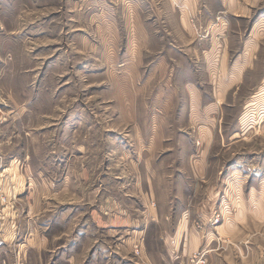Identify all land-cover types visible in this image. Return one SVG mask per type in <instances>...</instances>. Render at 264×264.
Here are the masks:
<instances>
[{
	"label": "rangeland",
	"instance_id": "obj_1",
	"mask_svg": "<svg viewBox=\"0 0 264 264\" xmlns=\"http://www.w3.org/2000/svg\"><path fill=\"white\" fill-rule=\"evenodd\" d=\"M192 1L0 0V199L22 185V230L64 210L89 229L101 197L139 230L157 211L141 262L178 228L177 262L264 264V0ZM225 55L245 60L229 82Z\"/></svg>",
	"mask_w": 264,
	"mask_h": 264
},
{
	"label": "crops",
	"instance_id": "obj_2",
	"mask_svg": "<svg viewBox=\"0 0 264 264\" xmlns=\"http://www.w3.org/2000/svg\"><path fill=\"white\" fill-rule=\"evenodd\" d=\"M185 2L183 6L179 8L175 7V9L181 13H191L192 9L194 11L202 10L198 1L185 0ZM226 2L225 0L223 4L225 5ZM244 7H246L245 3L242 6L237 5V8L240 9ZM227 59L225 55L222 57L223 62H221L222 67L224 66V77L229 82L230 79L240 77L239 74L243 73L246 67H244L245 60L241 57H238L232 65H228ZM213 105L217 106V103L214 102ZM214 106L210 108L213 109L215 108ZM4 189L6 190L5 185ZM10 191L13 193L10 197L7 195L9 197V199L7 197V201L0 199V220L3 221L2 225H5L6 228L5 230H0V238L2 237L5 242L9 238L8 243H5L3 246L0 245V264H189L188 259L184 260V262L183 260L177 262V260L191 255L193 251L192 244L195 241L193 238L188 247L182 248L181 239L183 235L181 233L180 240L176 244V237L179 233L178 228L168 239L166 236L164 251L157 253L158 260L154 255V250L151 251L149 245L146 247V252L143 251L140 257L144 259L143 262L134 254L132 244L135 241V234L137 231H141L142 234L148 233L150 223L155 220L157 211H155V214L150 213L153 220H147L148 223L145 224L142 230H139L140 226H135L136 219L134 216L128 213L121 214L119 209L116 208L117 205L115 204L118 203L115 200H103L100 197L97 208L95 210L92 209V215L88 220V222H91L88 227L89 229L84 230L77 227L76 219L79 217L75 215L73 218H70V213H65L64 210L62 215L59 216L60 222L56 226L55 223L53 225L48 223L44 229L40 226L32 225L31 229L22 230L23 201L18 197V195L20 196L23 193L22 185L18 188L14 186ZM35 202V199L29 200L30 210H28L27 214L30 221L35 216L39 218V215H42L41 211H36L35 209L32 213L33 208H35ZM89 202L91 205H94L91 198L88 199L87 203ZM49 206L44 215H48L51 211V207ZM151 209L153 210V208ZM154 209L156 210V208ZM150 214L149 217H151ZM6 222L11 224L10 229H7ZM93 227L105 230L106 234L110 235L109 244L105 245V243H101V245H96L99 242V238L98 236L94 238L95 234L92 233ZM122 229L134 230H128L126 241L120 244L118 248L117 245H113V240L116 243L118 242ZM194 236L196 237L197 235ZM183 254L186 255L184 256Z\"/></svg>",
	"mask_w": 264,
	"mask_h": 264
}]
</instances>
